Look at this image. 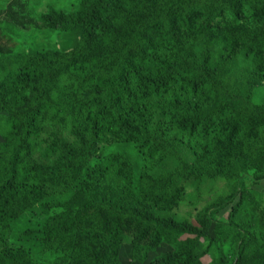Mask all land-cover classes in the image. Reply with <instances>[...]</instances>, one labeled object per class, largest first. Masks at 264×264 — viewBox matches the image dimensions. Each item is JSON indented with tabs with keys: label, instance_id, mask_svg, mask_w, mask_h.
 I'll use <instances>...</instances> for the list:
<instances>
[{
	"label": "trees",
	"instance_id": "1",
	"mask_svg": "<svg viewBox=\"0 0 264 264\" xmlns=\"http://www.w3.org/2000/svg\"><path fill=\"white\" fill-rule=\"evenodd\" d=\"M107 8L110 12L103 13ZM85 9L82 19L76 13L58 17L63 29L78 30L72 45L21 56L0 53V112L11 123L0 140V227H10L21 213L39 207L21 233V238H32L41 253L40 260L30 264H114L127 232L136 233L135 261L148 259L153 249L149 243L168 241L178 249V257L188 261L196 243L182 235L193 231V224L178 220L176 213L187 200L186 185L227 181L231 192L221 198L218 206L223 208L236 199L246 176L264 174V107L229 78L239 73L264 80V0H88ZM222 20L226 26L216 49L226 57L220 66L201 62L187 51L182 63L162 62L164 79L155 81L129 64L138 42L144 52L176 45L178 33L188 25L196 38L206 34L208 43H214V27ZM96 24L105 34L92 55ZM142 75L152 92L186 77L199 99L187 103L189 116L182 127L189 134L134 126L131 118L122 117L130 79ZM73 78L76 83L66 89ZM87 86L94 96L86 98ZM62 94L77 102L65 107ZM85 99L91 118L76 111L86 109ZM44 122L52 156L39 160L34 157L39 156L35 140ZM117 123L128 133L125 141H140L149 155L141 166L126 162L115 200L104 186L117 169L114 161L125 157L121 151L118 156L107 153L101 144L112 146L111 138L123 133L110 136ZM78 190L90 206L74 205ZM90 212L109 220V242L90 245L82 240Z\"/></svg>",
	"mask_w": 264,
	"mask_h": 264
},
{
	"label": "rangeland",
	"instance_id": "2",
	"mask_svg": "<svg viewBox=\"0 0 264 264\" xmlns=\"http://www.w3.org/2000/svg\"><path fill=\"white\" fill-rule=\"evenodd\" d=\"M88 0H0V53H10L21 56L23 52L48 51L57 47H67L72 45L78 35V30H67L59 26L58 17L62 14H82ZM110 12L107 8L103 13ZM100 17V16H99ZM223 20L215 25L214 43H208L207 35L196 38L193 35V26L183 27L178 33L176 45H162L161 49L156 46L144 52L139 50V42L130 59V66L137 70H144L155 81L164 79L160 75V64L162 62L175 66L187 58V51L203 62L221 65L226 57V53L216 49L223 37ZM97 40L91 45L92 55L99 50V40L103 44L104 27L95 25ZM189 34V37H188ZM228 44L229 39L226 35ZM99 39V40H98ZM142 52V54H139ZM132 61V62H131ZM229 78L235 86L251 96L257 104L264 107V80L255 79L249 75L239 73ZM186 77L177 79L178 85H163L159 91L150 89V84L143 78L132 77L130 79V95L122 106V117L131 118L134 126L158 128L166 134H176L185 136L184 130L189 134V129H183L182 121L189 116L187 103L199 100L196 92L193 93L188 87ZM76 83V78L70 79L65 85L69 89ZM94 89L87 86L84 91L86 98L94 96ZM65 107L75 102V97L60 95ZM83 101V100H82ZM149 102V103H148ZM86 109L77 108L76 111L84 118L91 116L92 111L89 103ZM64 107V108H65ZM113 116H116L114 110ZM127 120V119H125ZM44 122L41 130L46 127ZM10 119L0 112V140H3L10 131ZM110 130V136L122 133L111 138L112 146L102 143L107 153L122 152L125 158H117L114 161L116 169L112 176V181L104 186V192L114 196L117 200L119 196L118 183L125 178L123 170L126 169V162L135 163L138 166L144 165L149 150L140 141L126 142L120 124H116ZM120 131V132H118ZM51 134L45 131L39 132V138L35 140L38 155L34 157L45 160L52 156V146L49 148L52 139ZM198 138V137H197ZM34 139V136H32ZM53 145V143H52ZM148 152V153H147ZM106 153V154H107ZM51 154V155H50ZM77 183V182H75ZM75 183H71L75 184ZM78 184V183H77ZM189 190L187 200L176 210L178 220L189 219L193 224L189 233H184L182 239L192 238L195 240V254L190 260L186 257H178V249L173 242H159L156 245L149 243L153 249L149 253L148 259L141 263L133 258V241L136 233L127 232L128 240L120 245L118 260L114 264H264V174L258 176H246L239 183L236 199L221 208L219 202L224 195L231 192L227 181L213 180L204 181L201 185L188 183ZM76 195L80 196L74 200V205L85 207L90 204L83 198L78 190ZM65 210V209H64ZM40 212L38 206L21 213L10 227H0V264H30L31 261H39L41 253L38 247H33L32 238H21L24 230V223L27 219L36 216ZM207 214L203 217L202 214ZM109 220L101 213L90 212L85 219V233L82 240L88 244L101 243L96 241H107ZM263 251V256L259 254ZM170 257H172L170 259ZM173 261V262H172Z\"/></svg>",
	"mask_w": 264,
	"mask_h": 264
}]
</instances>
